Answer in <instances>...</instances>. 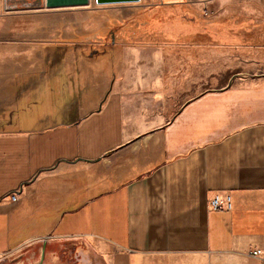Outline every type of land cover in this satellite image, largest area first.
Masks as SVG:
<instances>
[{"label":"crops","instance_id":"obj_1","mask_svg":"<svg viewBox=\"0 0 264 264\" xmlns=\"http://www.w3.org/2000/svg\"><path fill=\"white\" fill-rule=\"evenodd\" d=\"M230 57L206 71L134 54L115 80L92 65L85 84L17 99L0 56V263L29 249L25 264H260L264 63Z\"/></svg>","mask_w":264,"mask_h":264},{"label":"rangeland","instance_id":"obj_2","mask_svg":"<svg viewBox=\"0 0 264 264\" xmlns=\"http://www.w3.org/2000/svg\"><path fill=\"white\" fill-rule=\"evenodd\" d=\"M143 53L173 64L188 59L184 64L190 69L203 62L206 71H214L219 56L252 59L246 67L259 68L264 63V0H88L54 9L45 8L44 0H0V56L10 57L6 62L16 98L30 87L65 91L74 82L85 84L92 65L114 69L110 77L115 80L122 57ZM33 95L22 103L44 99ZM27 110L17 109L16 116ZM46 111L42 106L28 115L40 117ZM78 164L90 167L89 162ZM7 259L1 264H9Z\"/></svg>","mask_w":264,"mask_h":264},{"label":"water","instance_id":"obj_3","mask_svg":"<svg viewBox=\"0 0 264 264\" xmlns=\"http://www.w3.org/2000/svg\"><path fill=\"white\" fill-rule=\"evenodd\" d=\"M96 2L98 1H127V0H95ZM135 1H139V0H135ZM88 0H44V7L45 8H49V9H54V8H58V7H68V6H82L83 4H87ZM77 160H74L72 162H75ZM35 178V175L28 181V182H23L22 184H20L21 188L22 185H26L29 184L30 181H32ZM28 251H30L29 249H23V250H19L16 251V256L13 257L11 260L7 259L9 258V255L5 258L9 261H7V263L9 264H25L24 260H23V256L24 253L27 255ZM4 259V260H5ZM43 261V260H42ZM41 262L35 263V264H41ZM2 263H4L3 261H1ZM1 264V263H0Z\"/></svg>","mask_w":264,"mask_h":264},{"label":"built area","instance_id":"obj_4","mask_svg":"<svg viewBox=\"0 0 264 264\" xmlns=\"http://www.w3.org/2000/svg\"><path fill=\"white\" fill-rule=\"evenodd\" d=\"M16 199V194H11L10 195V201L15 202ZM210 206L214 209V210H220L221 208L225 207V208H229V202H228V197H226L225 202H220L218 200L217 197H215L214 199H212L210 201ZM251 256H255L257 258H259L260 260V264H264V254L262 253V251L259 248H252V250L249 251V253Z\"/></svg>","mask_w":264,"mask_h":264}]
</instances>
